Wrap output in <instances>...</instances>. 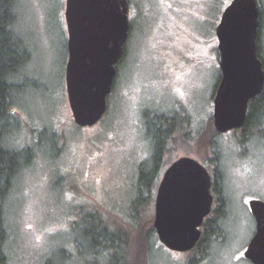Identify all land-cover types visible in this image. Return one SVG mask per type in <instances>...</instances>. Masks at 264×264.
Here are the masks:
<instances>
[{"label":"rangeland","instance_id":"1","mask_svg":"<svg viewBox=\"0 0 264 264\" xmlns=\"http://www.w3.org/2000/svg\"><path fill=\"white\" fill-rule=\"evenodd\" d=\"M128 1L131 33L108 112L83 129L74 123L66 91V0L17 2L16 31L30 58L13 78L7 145L30 161L7 206L11 264H112L108 253L114 249L97 252L93 245L100 236L107 245L124 239L120 231L136 244L138 235L153 229L158 186L173 162L189 156L215 176L216 28L232 0ZM159 132H171L161 164L154 155ZM240 138L231 132L214 140L227 185L225 238L205 253H180L153 233L140 264H250L244 252L255 223L248 201H264V141L242 147Z\"/></svg>","mask_w":264,"mask_h":264},{"label":"water","instance_id":"2","mask_svg":"<svg viewBox=\"0 0 264 264\" xmlns=\"http://www.w3.org/2000/svg\"><path fill=\"white\" fill-rule=\"evenodd\" d=\"M128 0H66L68 32L66 91L74 123L97 125L108 111V98L129 39ZM260 7L257 0H232L216 28L221 79L214 95L217 134L243 129L250 102L264 92V64L258 54ZM213 180L198 160L184 156L165 171L158 186L153 230L168 250L187 253L202 238L211 214ZM249 208L255 233L244 258L264 264V201Z\"/></svg>","mask_w":264,"mask_h":264},{"label":"trees","instance_id":"3","mask_svg":"<svg viewBox=\"0 0 264 264\" xmlns=\"http://www.w3.org/2000/svg\"><path fill=\"white\" fill-rule=\"evenodd\" d=\"M17 2L18 0H0V264H11L8 254L9 230L7 226V206L9 197L13 191L15 181L23 167L24 163L30 161V155L24 151L11 149L7 145V135L9 132V109L13 104L12 95L17 87L13 84V78L23 71L28 63L30 55L28 54L24 39L16 31L17 23ZM264 29V6L260 3V27L258 35V54L264 64V48L262 44V32ZM211 145L213 152L214 167L213 171L217 177L213 184H222L224 179L223 164L221 155L217 151L215 138L217 133L214 130L213 123L211 124ZM171 132L165 135L159 132L154 136V155L161 164V159L164 153V142L169 138ZM239 142L245 145L246 142L252 139H260L264 141V92L250 102L246 124L242 132ZM215 137V138H214ZM26 152H29L26 150ZM143 178L146 176V171L142 170ZM145 175V176H144ZM145 184H142L144 186ZM220 206L218 214L220 213ZM229 217V216H227ZM227 218L219 214L213 218H208L204 227L205 232L199 244L194 250H208L211 244L225 238L227 228ZM155 231L150 228V231L138 235L141 240L132 242L131 236L128 233L120 231L124 239L119 236L110 240L111 245H107L100 236L99 242H95L94 249L98 252H107V248L114 249V254L108 255L111 258L112 264H140L139 255L146 254L151 251V235ZM98 243V244H97ZM142 243V244H141ZM204 244V246H203ZM203 246V247H202ZM131 252V260H127V251ZM192 252V251H191ZM201 253V252H200ZM202 254V253H201ZM204 257V256H203Z\"/></svg>","mask_w":264,"mask_h":264},{"label":"flooded vegetation","instance_id":"4","mask_svg":"<svg viewBox=\"0 0 264 264\" xmlns=\"http://www.w3.org/2000/svg\"><path fill=\"white\" fill-rule=\"evenodd\" d=\"M258 1V4H259V7H260V3L262 4V0H257ZM231 3V2H230ZM229 3V4H230ZM130 33H131V30H130ZM130 37V35H129ZM129 40V39H128ZM128 42V41H127ZM126 55V46H125V50H124V55H123V58L121 60V62L123 61L124 57ZM120 62V63H121ZM119 63V64H120ZM119 66V65H118ZM117 72H118V67H117ZM221 74V73H220ZM220 79H221V75H220ZM220 83V81H219ZM115 85V84H114ZM114 88V87H113ZM249 109H250V106H249ZM249 109H248V112H249ZM248 116V114H247ZM244 129V128H243ZM243 129H240V130H235V131H231V132H242ZM231 132H228V133H231ZM226 133V134H228ZM213 165L214 162H213ZM208 170V169H207ZM209 172V170H208ZM165 173V172H164ZM210 173V172H209ZM215 173V172H214ZM164 175V174H163ZM210 175L212 176V180H213V183H214V180L215 178L217 177L216 173H215V176L214 174L211 172ZM162 180V179H161ZM226 188H227V185L226 184H212V188H211V194L213 195V198H214V201H213V206H212V212L211 214L205 219V222L201 228V231H202V234L204 233V225L207 221L208 218H212V217H215L219 214H222L224 217L227 218V216H229V210H228V197H227V191H226ZM252 200H261L260 198H253L251 200L248 201V209L250 211V208H249V202L252 201ZM263 201V200H262ZM217 206L219 208V206L221 207L220 208V213L218 214V211H217ZM251 213V211H250ZM252 216V214H251ZM253 218V217H252ZM254 220V219H253ZM255 223V221H254ZM255 233V232H254ZM254 236V235H253ZM246 251V250H245Z\"/></svg>","mask_w":264,"mask_h":264}]
</instances>
